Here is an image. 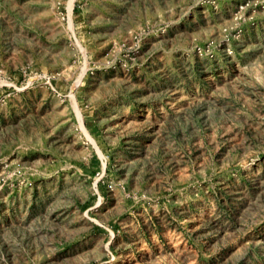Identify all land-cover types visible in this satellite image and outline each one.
<instances>
[{"label":"rangeland","instance_id":"374dc122","mask_svg":"<svg viewBox=\"0 0 264 264\" xmlns=\"http://www.w3.org/2000/svg\"><path fill=\"white\" fill-rule=\"evenodd\" d=\"M0 264H264V0H0Z\"/></svg>","mask_w":264,"mask_h":264}]
</instances>
